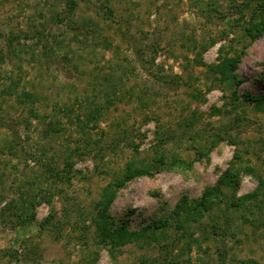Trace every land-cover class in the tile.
<instances>
[{"label":"rangeland","instance_id":"rangeland-1","mask_svg":"<svg viewBox=\"0 0 264 264\" xmlns=\"http://www.w3.org/2000/svg\"><path fill=\"white\" fill-rule=\"evenodd\" d=\"M73 1L71 12L72 0H0V121L19 122L22 144L0 125V264L153 262L158 245L99 241L105 195L115 191L113 229L169 217L175 236L178 202L202 198L237 154L238 184L186 224L195 240L172 254L177 264H264V108L248 100L264 93V33L246 34L264 0ZM231 58L232 74L214 72ZM211 125L223 139L209 138ZM161 155L183 163L117 187ZM256 191L258 220L241 205Z\"/></svg>","mask_w":264,"mask_h":264},{"label":"trees","instance_id":"trees-1","mask_svg":"<svg viewBox=\"0 0 264 264\" xmlns=\"http://www.w3.org/2000/svg\"><path fill=\"white\" fill-rule=\"evenodd\" d=\"M234 1V0H232ZM254 0H247L245 3L246 7H249L251 5V2ZM72 4V5H71ZM70 6L72 9H70L71 12L75 9L73 6L76 4L73 0L71 2ZM198 4V3H197ZM200 5H202L200 3ZM207 8V7H206ZM206 12L203 11L207 15H219L221 18H227L226 14L219 11L218 9L211 8L206 9ZM209 10V11H208ZM264 9H262L263 12ZM243 12V11H242ZM244 17V14L242 15ZM264 33V16L261 21L255 24L254 29H249L246 34L250 37L251 42L255 41L259 37L262 36ZM240 59L231 58L227 60L222 66L218 68H214V72L219 71L221 74L230 73L232 74V71H234L237 68V62ZM235 78V77H233ZM164 82H167L164 80ZM5 90V89H4ZM6 92H10L9 94H12V91L5 90ZM4 91V92H5ZM24 95L27 97L28 100H31L32 102H37L38 97L34 92H27L24 91ZM251 102H254L256 107L262 109L264 108V93L251 96L249 99ZM102 108H96L92 109L91 112L86 113V119H83L81 127L88 128L92 123V126H95L97 122L99 121L100 116L102 115ZM37 118H39V114L35 113ZM19 122L9 123L6 120L0 121V125L4 128L9 129L13 133V143L16 145L17 148H19L22 144L19 143L21 140V134L17 131L15 128L16 124ZM223 126L218 125H211L210 129H205V132L209 133L206 134L209 136V138L212 139L211 136H221V139L224 138V131ZM185 134V133H184ZM200 137V133H196ZM13 145V146H14ZM23 149V147H22ZM161 157H165V155H161L159 158L156 157L154 161H152V164L150 165V168L145 169H137L133 173H129L128 175H125L123 179L117 183V187L121 188L125 185L126 182L131 180L132 178L136 176H141L144 174H155L159 173L165 169H169L172 166H176L177 162L181 165L183 161L181 159H176L174 157L173 163L171 160H162L159 161ZM241 156L239 154L236 155L234 162L231 164L229 168H227L222 177L218 180L217 184L214 186H208L206 191L204 192V195L200 199H196L191 201L187 196H184L177 204L175 210L173 211V217L176 221V229L178 231H181L182 233H178L173 236L169 233L168 229L171 226L169 217L159 218L152 223H149L146 227H144L142 230L139 231H132L130 229H126L125 227H118L113 229L111 226L110 218L108 215V209L115 198V191H110L105 195V198H107V201L103 204V209L101 212H99L98 217L96 218V224H97V230H98V239L100 242L109 244L113 249L118 248V246L125 245L126 243L131 242H142L148 245H154L159 247L161 250L160 255L161 257H157L153 259V262L150 261L146 262L144 264H177L176 256L173 257L172 252L178 247L180 249V243L187 241V245L191 246L189 242H194V238L192 237L191 231L187 228L186 224L189 222H192L193 220H196V217L200 216L199 214L209 212L213 209V206L215 205L213 197L216 196V194H219L222 192V190L225 187L232 186L234 187L239 182V173L237 168V163L239 162V159ZM179 166V165H178ZM51 173H53V176L57 178H62V176L59 173L54 172V168L50 169ZM259 195V192H253L249 195L243 196L241 198L242 206L246 209L248 215H251L254 218V220L260 219L259 217H256V212L254 211V204L253 201L257 199ZM189 225V224H188ZM217 226V224L214 225V234L221 236H226L227 233L222 229L220 232V229ZM219 230V231H218ZM198 241V239H196ZM192 249V248H191ZM185 247L183 248L182 253L184 254ZM173 257V258H172Z\"/></svg>","mask_w":264,"mask_h":264}]
</instances>
